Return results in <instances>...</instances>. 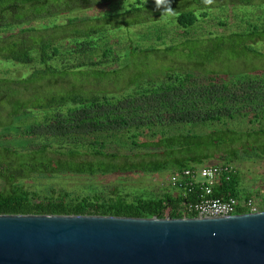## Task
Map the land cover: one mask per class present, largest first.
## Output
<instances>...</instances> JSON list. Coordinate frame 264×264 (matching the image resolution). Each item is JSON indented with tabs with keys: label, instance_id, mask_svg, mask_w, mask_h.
Wrapping results in <instances>:
<instances>
[{
	"label": "trees",
	"instance_id": "trees-1",
	"mask_svg": "<svg viewBox=\"0 0 264 264\" xmlns=\"http://www.w3.org/2000/svg\"><path fill=\"white\" fill-rule=\"evenodd\" d=\"M111 1L0 0V68L31 69L23 78L0 76V130L5 131L0 136V215L165 219L168 211L170 219H178L184 199L174 187L160 197L128 201L116 189L112 196H82L47 186L41 195L27 184L68 175H174L213 161L210 166L230 165L241 150L264 157V129H185L236 116L264 120V71L254 68L238 76L205 69L231 56L223 49L224 37L214 39H219L214 56L204 54L205 41L196 40L163 50L133 43L115 47L120 31L154 24L169 8L177 13V25L190 29L198 16L188 8H205V0H162L157 10L151 2L136 0L123 12L60 20ZM167 53L182 61L158 71ZM24 117L29 122L19 125ZM240 182L236 170L221 175L212 186L213 197H253ZM185 192L199 193L200 185Z\"/></svg>",
	"mask_w": 264,
	"mask_h": 264
},
{
	"label": "water",
	"instance_id": "water-1",
	"mask_svg": "<svg viewBox=\"0 0 264 264\" xmlns=\"http://www.w3.org/2000/svg\"><path fill=\"white\" fill-rule=\"evenodd\" d=\"M0 264H264V212L187 219L0 215Z\"/></svg>",
	"mask_w": 264,
	"mask_h": 264
},
{
	"label": "rangeland",
	"instance_id": "rangeland-1",
	"mask_svg": "<svg viewBox=\"0 0 264 264\" xmlns=\"http://www.w3.org/2000/svg\"><path fill=\"white\" fill-rule=\"evenodd\" d=\"M141 1L143 3L151 2L153 10L162 7V4H160L157 8V4L153 0ZM135 3L136 0H112L107 4L93 5L89 8L76 10L61 17L60 20L67 17L84 18L98 17L105 13L115 14L129 9ZM204 6L205 8L193 4L188 8L198 16V21L190 29L184 30L177 25L175 22L176 12H165L159 15L158 21L154 24L140 25L131 27L130 30L120 31L116 35L120 40V44L117 43L115 47H121L122 50L133 43L141 48L156 46L163 50L166 46L179 47V44L185 40H196L205 41L203 44L204 54L214 56L219 53V50L215 48L219 44V39H214L224 37L223 49L229 51L231 56L227 59L225 54L219 60L208 64L205 67L208 72H215L219 75L232 73L240 76L251 72L254 68L264 71V0H210L209 3H204ZM232 34H238V38H229ZM247 50H254L255 53H248ZM177 54L167 53L163 55L157 63V70L172 66V61H182ZM192 57L196 58L195 52L192 53ZM30 71L29 67L24 66L9 70L0 68V76L23 78L28 76ZM157 74L159 73L157 72ZM252 119V117L236 116L234 119H223L213 124L186 126L185 129H191L195 133H207L225 127L239 133L264 129L263 119L261 121H251ZM28 122L29 119H25V117L18 120L19 125ZM11 132L14 131L11 130ZM4 133V130H0V136ZM251 142L253 143L252 140ZM262 143H264V139L260 141V144ZM250 152L249 154H251ZM216 163V161L209 162L208 166ZM230 165L240 176L241 189L250 192L259 205L260 211L264 212V157L245 155L244 151L241 150L239 159ZM171 175L170 172L97 175L93 177L68 175L47 182L30 181L27 188L31 191H38L42 195L47 186H53L56 189L62 188L82 196L95 194L112 196V190L116 189L118 194L124 196L128 201H133L138 197L144 199L160 197L171 190Z\"/></svg>",
	"mask_w": 264,
	"mask_h": 264
},
{
	"label": "built area",
	"instance_id": "built-area-1",
	"mask_svg": "<svg viewBox=\"0 0 264 264\" xmlns=\"http://www.w3.org/2000/svg\"><path fill=\"white\" fill-rule=\"evenodd\" d=\"M235 170L231 165L207 166L196 170H184L174 174L170 178L172 187L183 192V202L179 205L176 213L178 219L187 218H225L241 215L240 211L247 214L261 212L259 205L253 197L238 199L230 197L220 199L213 197L212 186L216 180L225 173ZM200 185V192H192L194 186ZM191 197V198H190ZM165 219L169 218V212L165 214Z\"/></svg>",
	"mask_w": 264,
	"mask_h": 264
},
{
	"label": "clouds",
	"instance_id": "clouds-1",
	"mask_svg": "<svg viewBox=\"0 0 264 264\" xmlns=\"http://www.w3.org/2000/svg\"><path fill=\"white\" fill-rule=\"evenodd\" d=\"M162 0H155V3L157 4V8H159L160 3ZM210 0H205V3H209ZM173 10L171 8L168 9V12L171 13Z\"/></svg>",
	"mask_w": 264,
	"mask_h": 264
}]
</instances>
